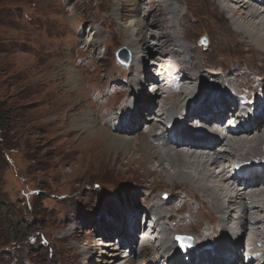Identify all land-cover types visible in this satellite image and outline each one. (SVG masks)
I'll return each instance as SVG.
<instances>
[{
  "label": "rangeland",
  "instance_id": "rangeland-1",
  "mask_svg": "<svg viewBox=\"0 0 264 264\" xmlns=\"http://www.w3.org/2000/svg\"><path fill=\"white\" fill-rule=\"evenodd\" d=\"M187 2L141 0L139 16L146 22L152 21L156 12L159 18L169 21L164 22L168 29L161 38L156 29L148 27L145 30L150 46L156 48L157 42L174 41L176 25L181 29L179 35L192 48L190 54L195 67L188 71L206 73L212 78L219 72L227 77L226 85L221 83L223 91L215 96V100L228 99L229 93L224 92L225 89L237 86L233 97L246 96L245 90H249L248 93L254 94L260 103L263 95L259 92L264 90V51L245 45L239 35L232 32L227 12L214 7L215 0ZM244 2L242 5L246 4ZM115 3L121 5L120 18L113 10ZM147 6L155 10L152 16L145 17ZM176 7L182 14L178 22L174 20ZM127 15L130 16L129 6L123 4V0H0V122L3 123L0 127V264H103L99 261L101 250L110 252L111 249L97 246L95 243L100 238L113 242L114 246L122 243L126 235L117 228L122 224L128 226L131 217L137 215L136 211L139 214L133 221L140 230L147 227L142 209L153 203L144 199L149 189H155L153 198H160V192L170 194L183 189L184 198L190 200L192 193L191 199L196 200L193 191L198 192V189L193 184H204V187L211 184L201 178H196L193 184L176 179L170 183L169 175L175 170L167 161L159 165L155 159H146L138 147L139 140L146 135L144 125L139 128V135L130 138L137 147L127 155L112 148L105 151L103 142H95L86 148L85 141L89 139L77 141L81 132L74 128L75 121L79 114L89 109L97 117L98 126L110 132L106 121L113 118L115 108L124 100L118 92L111 91L113 84L124 88L119 78L129 75L130 68L137 70L136 65L126 68L115 58V51L130 39L122 26L128 22ZM164 23L157 25L158 30H162ZM201 36L208 38L206 47L198 44ZM176 48L177 51L180 49ZM162 51L151 56L145 51L135 52L139 62L134 63L139 69L142 62L150 59L159 63ZM167 51L170 67H176L181 76L186 77L184 67L175 66L185 56L174 55L171 48ZM151 70L149 73L156 80L157 76ZM144 86L134 87L136 96H141V92L145 101H151L153 89L147 84ZM158 95L155 93L154 97L157 105L162 99ZM180 108L174 107L171 113L179 118L183 110ZM260 124L264 126L262 121ZM162 167L168 175L162 172ZM180 169L195 175L189 169ZM180 202L187 206L185 201ZM187 202L185 220L183 217L175 220L173 216L168 219L171 220L169 223L175 224V227H165L170 236L178 231L177 234L187 233L194 237L197 233L194 231L202 224L197 217L186 219L192 216V211L200 210L198 204L192 207L191 202ZM172 206L182 208L177 199L162 207ZM200 211L202 215L208 213L207 209ZM179 221L180 225H185L177 229ZM141 235L143 232L138 234ZM130 246L129 242L125 244L124 248L128 250L125 253L130 252ZM88 248L90 252L86 255ZM240 251L237 250L238 259L243 261L245 256ZM152 255L154 253L132 260L147 264Z\"/></svg>",
  "mask_w": 264,
  "mask_h": 264
},
{
  "label": "bare ground",
  "instance_id": "bare-ground-1",
  "mask_svg": "<svg viewBox=\"0 0 264 264\" xmlns=\"http://www.w3.org/2000/svg\"><path fill=\"white\" fill-rule=\"evenodd\" d=\"M151 1L153 0H150V2ZM244 1L227 0V4L225 3L226 0H215L216 4L214 7L222 12H227L228 22H230L229 27L236 36L237 34L239 35L238 37L244 41V44L246 43L250 47H258L261 49L260 51H264V0ZM243 2L247 5H242ZM125 3L129 6L130 16L127 15V18H129L128 22L122 26L130 39L123 43V48L126 49L130 55V64L128 68L136 65L137 70L133 71L130 68L131 72L129 75H122L123 77L119 78L124 88L121 89L119 88L120 86H115L117 84H113L111 91L114 93L118 92L124 97V100L120 106L115 108V112L112 113V115H114L113 118L109 120V122L106 121L110 132L98 126L97 117L94 116L92 111H90L91 109H89L79 114L77 117L78 121H75L76 124L74 128L81 132L79 137H77V141L83 138L89 139V141H85L86 148L90 144L93 145L95 142L96 144L103 142L105 144V151H109L112 148L119 154L127 155L134 149L133 147H137L136 144L131 143V137L139 135L141 132L138 130L144 125L146 128V135H144L145 138L143 140H139L138 147L148 160L155 159L159 162V165L165 164L167 161L169 167L175 170L173 174L169 173L170 178L168 180L170 183H174L176 179V181L178 180L181 182L187 180L190 184H193L192 182L196 181V178L197 180L201 178L202 180H208L211 184H206L207 187H204V184H193L196 186L195 188L198 189V192L193 191L196 195V200L191 199L192 193H190L189 197L191 201L183 197V195H185L183 189H178L176 193L170 191L171 193L169 194L166 192L169 196L167 198L162 197V194H165V192H160L159 199L157 197V199L153 198V191L155 189H147L149 192L146 193L144 199L147 203L151 201L153 203H151L150 207L143 208L142 213H148L150 211L155 216L154 225L151 228L152 232L149 233L148 236H138L141 232L145 233L149 228L146 227L143 230L141 228L140 230L139 225L133 221V217L135 218V216L139 214L138 211H136L135 213H137V215L134 214L131 217V222L128 223V226L122 224V227L117 228L126 235L122 243H117L115 247L113 242L110 243L109 240L103 237L95 243L97 246L103 245L107 249H111L110 252L103 251L102 249L100 252L101 260L99 261L103 262V264H120L121 261L125 259L123 264H137L136 261L132 260L133 257L142 256V258H144L154 253V256L152 255L148 258L149 262H147V264H264V154H262V152H264V126L260 124L261 121L264 124V90L259 92L263 95L260 96V103L256 101L257 97L254 94L248 93L249 90H245L246 96H241L239 98L233 97L236 88H238L237 86H235L236 88L232 87L225 89L224 92L229 93L228 99L216 98L215 100V96H219V92L224 88L221 86V83H227L226 80L228 79L225 74L219 75L218 72L217 76L212 78L208 77L209 75L207 76L206 73H190L188 68L195 67V62L192 60L190 54L192 53V48L189 47V44L179 35L181 29L176 25L173 30L175 34L174 41H162L159 43L157 42V44L153 43L156 48H153L152 45L150 46L144 34L145 30L148 27L154 28L161 38L166 35L165 31L168 27L164 22H167V20L159 18L156 12L154 13L155 15L152 21H148V25L144 17L139 16L141 0H123V4ZM188 3L189 2H187V4ZM232 3L234 5H232ZM168 4H170V2H168ZM119 6H121L119 3L113 5V10L118 14L117 18H120ZM175 9L174 20L178 22L182 19V14L179 13V8L176 7ZM144 11L145 17H149L152 16L155 10L147 6ZM207 20L209 19L207 18ZM161 22L164 23V27L161 28L162 30H158L157 25ZM228 37L230 38L229 35ZM231 37H234V35L231 34ZM177 46L180 47L178 51L176 50ZM168 48L172 49L174 55L181 54L185 56L182 60L176 62L175 66L179 64L182 68L184 67V71L187 75L186 77L181 76V72L175 67L178 70H176L174 74V76L177 75L176 79L172 82L171 87H164L157 82V79H153L149 70H159L160 66L164 68L165 64L162 65L163 63H167L168 66H171L170 60L168 61V55H170L167 51ZM135 49L137 50L134 51ZM162 49L165 50L162 51ZM143 51H145L147 56H151L154 53L156 55L162 51L164 52L162 56L164 55L163 57L166 58L165 60H167V62L162 59L163 61L159 60L157 64L155 59L151 60L149 57L150 60L145 63L142 62L141 66H143H140L139 69V65H137L136 62L134 63V61L139 60H136L135 52ZM145 59L146 58H144V60ZM166 71H164V73ZM142 73H147L146 80H141ZM126 78L128 79V81L126 80L128 83L124 81ZM71 82L69 81L68 84L72 85ZM148 82L151 83V89L155 87L152 92L153 97L151 101H145V95L141 92L139 93L141 96L137 97L134 90L136 85L144 86ZM180 87L181 89H179ZM260 87L262 86L260 85ZM155 93L156 95L159 94V97L162 96L159 105L155 104L157 102H154ZM176 97H178L179 100L176 99ZM183 97L187 98V100H183ZM171 100L173 101L171 102ZM213 100H215V102ZM190 103L192 104L190 105ZM236 103H239L240 107L232 110V106ZM174 107H181L180 109H183L182 115L179 118L177 115L175 116V114L171 113ZM254 108L257 109L258 113L255 118H252V116H254V110L252 111V109ZM155 109H158V111ZM240 111L251 113L248 117H244V119L240 120L242 117ZM225 117L226 119L230 117H235L236 119V121H233V118H230L232 122L226 126V129L230 132V137H224L216 131L210 130L211 128L209 127L217 126V124H211L214 123L211 121L225 125ZM98 118L101 120L99 116ZM163 122L168 124L166 125ZM161 124L162 127H160ZM219 147H223V151H219ZM184 150H189L191 152L187 153ZM228 157L230 159H228ZM233 161L244 167L243 176H238L237 172H234V169L231 170L233 174L230 176L228 175L227 171L230 170L228 168L232 166ZM180 168L189 169L193 171L195 175L190 171ZM162 170L164 173L165 167H162ZM166 174L168 175V173ZM240 182H242V184ZM199 183L202 182L199 181ZM224 195L229 197V201L234 208V214H230L232 216L229 215L226 221L219 216L221 213H225ZM176 199L182 208H175L173 206L170 208L162 207L163 205L165 206V204H169L170 201L173 203ZM182 200L187 203V206H184L180 202ZM187 201L191 202L192 207L198 204L200 210L207 209L208 213L202 215V212L197 210L192 211L193 214L192 216L190 215L191 218L186 217L187 220L196 219L197 217L202 224L197 229L195 228L197 231L194 232L198 234L194 233L195 236H192V250L183 253L180 251L177 242H175L178 231L171 233V237L165 227H175V224L169 223L171 220H168L172 219V216L175 220L182 217L183 220H185V214L188 212L185 211V209H187L189 205ZM179 209L182 210L179 211ZM171 210H173V212H171ZM168 214H171V216ZM204 220H207V222L204 223ZM180 222L181 221H179L176 226L177 229L185 225H180ZM199 228L202 229L201 234H199ZM99 230L100 229H98V231ZM250 230L253 235L248 239V243L246 245L239 243V247H242L243 251H240V253H245L243 256L246 257L245 261L240 262L238 259L239 255H237L238 248L235 246ZM69 231L70 228L67 229V232ZM185 235L189 234L186 233ZM108 237L110 238L111 235ZM127 242L132 246H130L131 249L129 253H125V251L128 250L124 248ZM169 242L174 243L173 246L168 245ZM154 243L158 244L154 245ZM89 252V248L85 250L86 255L89 254ZM148 252L150 254H148ZM102 254L110 257L102 258ZM85 258L87 257H83V259Z\"/></svg>",
  "mask_w": 264,
  "mask_h": 264
},
{
  "label": "water",
  "instance_id": "water-1",
  "mask_svg": "<svg viewBox=\"0 0 264 264\" xmlns=\"http://www.w3.org/2000/svg\"><path fill=\"white\" fill-rule=\"evenodd\" d=\"M201 43H203L204 45L207 43V40L205 37L201 38ZM115 58H116L117 62L119 64H121L122 66H124V67L129 66L130 55H129V52L126 49H124L123 47L115 51ZM189 247L190 246H188L187 250H189Z\"/></svg>",
  "mask_w": 264,
  "mask_h": 264
},
{
  "label": "trees",
  "instance_id": "trees-1",
  "mask_svg": "<svg viewBox=\"0 0 264 264\" xmlns=\"http://www.w3.org/2000/svg\"><path fill=\"white\" fill-rule=\"evenodd\" d=\"M3 125V123L2 122H0V127ZM1 129V128H0Z\"/></svg>",
  "mask_w": 264,
  "mask_h": 264
}]
</instances>
